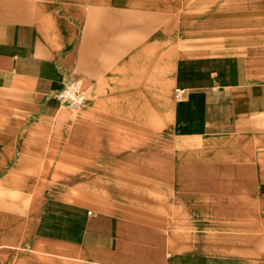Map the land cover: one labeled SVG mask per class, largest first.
I'll list each match as a JSON object with an SVG mask.
<instances>
[{
  "label": "crops",
  "instance_id": "1",
  "mask_svg": "<svg viewBox=\"0 0 264 264\" xmlns=\"http://www.w3.org/2000/svg\"><path fill=\"white\" fill-rule=\"evenodd\" d=\"M254 8L0 0V264H264Z\"/></svg>",
  "mask_w": 264,
  "mask_h": 264
},
{
  "label": "built area",
  "instance_id": "2",
  "mask_svg": "<svg viewBox=\"0 0 264 264\" xmlns=\"http://www.w3.org/2000/svg\"><path fill=\"white\" fill-rule=\"evenodd\" d=\"M183 96V90H176L175 98L180 99ZM61 102L66 103L73 109H79L86 101V94L82 91L78 79H69L56 96Z\"/></svg>",
  "mask_w": 264,
  "mask_h": 264
},
{
  "label": "rangeland",
  "instance_id": "3",
  "mask_svg": "<svg viewBox=\"0 0 264 264\" xmlns=\"http://www.w3.org/2000/svg\"><path fill=\"white\" fill-rule=\"evenodd\" d=\"M254 6H255L256 10L258 11V13H254V14L264 15V0H259V1L253 0V8H254ZM255 8H254V10H255ZM248 41H250V42L252 41V45L249 47L254 48L258 52L259 57L263 56V59H264V38L258 37L256 35V36H253V38L249 37ZM257 62L260 64L262 61L258 60ZM88 99H91L90 94L88 97H86V100H88ZM71 109L75 110L73 108H71Z\"/></svg>",
  "mask_w": 264,
  "mask_h": 264
}]
</instances>
